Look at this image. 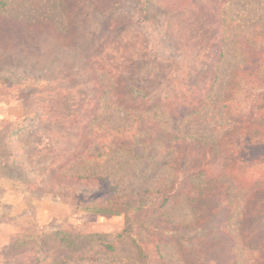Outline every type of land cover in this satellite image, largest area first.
<instances>
[{
  "label": "trees",
  "instance_id": "obj_1",
  "mask_svg": "<svg viewBox=\"0 0 264 264\" xmlns=\"http://www.w3.org/2000/svg\"><path fill=\"white\" fill-rule=\"evenodd\" d=\"M130 1L135 18L154 23L155 0ZM124 2L92 0L90 5L94 11L103 8L113 14ZM205 3L208 8L191 9L195 12L189 19L192 33L183 36L181 62L151 53L155 48L143 37L137 43L126 36L109 37L111 51L116 57L121 55L128 67L106 59L101 52L92 65V86L84 94L82 84L80 89L64 85L55 89L46 113L55 129L48 130L53 132L51 137L42 139L50 149L58 147V156L49 165L44 185L60 194L76 213L96 219L121 217L123 225L110 231L60 229L18 236V243L8 248V253L15 251L11 264H38L49 257L64 263H93L101 254L115 252L125 240L135 247L138 264H170L163 253L168 245L181 252L182 264H238L241 249L251 262L264 264V3L253 6L248 15L246 9L243 14H231L232 0ZM7 5V0H0V12ZM183 10L186 7L177 11ZM72 12V2L64 0L68 37L76 28ZM40 26L0 15V49L42 58L40 52L51 38L39 31ZM101 26L109 30L108 24ZM88 36L81 43L87 49L92 44ZM227 54L234 55L239 64L226 94L213 98ZM136 58L139 65L133 74ZM143 69L153 82L148 92L139 77ZM44 81L56 84L41 78L35 86ZM152 90L158 94L152 95ZM104 105L130 111L124 113L133 117L130 125L96 124ZM207 110L225 121L218 125L222 131L216 136L195 130L170 132L165 127V116L195 117L196 121ZM140 144L173 152L174 160L163 163L173 170V177L161 181V186L121 193L119 184L111 180L115 174H101L100 167L111 154L128 157ZM96 145L103 149H95ZM192 153L195 157L190 158ZM211 165L217 168L213 176L207 172ZM182 197L191 215L184 222L165 210ZM233 225L236 230L231 229Z\"/></svg>",
  "mask_w": 264,
  "mask_h": 264
},
{
  "label": "rangeland",
  "instance_id": "obj_2",
  "mask_svg": "<svg viewBox=\"0 0 264 264\" xmlns=\"http://www.w3.org/2000/svg\"><path fill=\"white\" fill-rule=\"evenodd\" d=\"M7 1V7L0 12L2 17L42 23L39 31H46L45 34L50 35L51 39L45 42L46 46L40 52L42 58L25 57L0 49V264H11L9 259L15 261V251L8 253V248L13 243H18V236L60 229L73 232L110 231L123 225L121 217L96 219L86 213H76L60 194L44 185V176L49 173V165L58 156V147L55 150L50 149L46 140L42 139L43 136L51 137L53 132L48 130L55 129V124L50 123L49 116L46 117L47 108L52 104L55 89L58 87L73 86L80 89L78 85L82 84L81 93L84 94L92 86L89 82L94 76L92 65L99 53L101 55L102 52L106 59H112L122 67H128L121 55L116 57L111 51L109 37L112 40L126 36L136 43L143 37L155 48L151 53L155 52L162 59L180 61L184 56L183 36L192 33L189 19L195 12L191 9L197 10L200 6L208 8L206 0H155L154 23L151 24L135 18L130 0H125L124 6L113 14L103 8L94 11L90 5L92 0H70L72 22L76 28L73 35L68 37L64 0ZM210 1L214 3L216 0ZM260 3H264V0H232L229 8L231 14H243L246 9L244 14L248 15L254 10L253 6ZM183 7L186 10L177 11ZM94 21L98 23L95 24ZM102 23L108 24L109 30L102 29ZM87 36H92V44L88 49L81 46ZM141 55L148 57L147 53ZM133 60L131 72L134 74L139 64L137 58ZM186 62L188 66L190 60L186 59L184 64ZM238 64L234 55L227 54L221 65V79L214 89L213 98L226 94L230 76ZM144 72L145 69L139 77L148 92L153 87V82L150 81L148 73ZM41 78L56 81V84L51 86L44 81L36 87L35 84ZM165 83L167 85L169 81L166 80ZM150 93L158 94L157 90ZM125 97L131 100L126 93ZM211 111L213 110H207L196 121L195 117L179 120L164 115L167 123L165 127L170 132L188 133L195 130L207 136H216L222 131L218 125L225 121L218 119ZM124 113L130 111H122L118 106L104 105L96 124L106 121L108 125L115 127L128 126L133 117ZM94 148L103 149L97 145ZM125 154H111L105 166L100 167L101 174L107 171L115 174L111 176V180L119 184L121 193L161 186V181L173 177V170L163 163L173 161L175 154L164 147L140 144L131 155L127 157ZM188 156L193 158L195 153ZM208 169L210 176L217 171L214 165L208 166ZM165 210L181 222L191 219L184 197L169 203ZM231 229L236 230L237 227L233 225ZM216 235L219 237L218 233ZM163 253L170 264H182L183 257L176 246H164ZM135 256V247L129 240H125L117 244L115 252L107 256L101 254V259L97 262L64 263L62 259L49 257L38 264H138ZM237 257L238 264L261 263L251 262L246 250H239Z\"/></svg>",
  "mask_w": 264,
  "mask_h": 264
}]
</instances>
